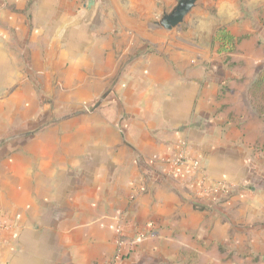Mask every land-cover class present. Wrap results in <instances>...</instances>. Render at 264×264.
Returning a JSON list of instances; mask_svg holds the SVG:
<instances>
[{"label": "crops", "instance_id": "1", "mask_svg": "<svg viewBox=\"0 0 264 264\" xmlns=\"http://www.w3.org/2000/svg\"><path fill=\"white\" fill-rule=\"evenodd\" d=\"M86 1L0 0V111L17 122L0 138V264H264V118L246 96L264 0L196 1L171 29L177 0ZM219 27L241 38L228 56ZM54 79L79 106L20 125ZM180 140L204 179L168 162Z\"/></svg>", "mask_w": 264, "mask_h": 264}, {"label": "rangeland", "instance_id": "2", "mask_svg": "<svg viewBox=\"0 0 264 264\" xmlns=\"http://www.w3.org/2000/svg\"><path fill=\"white\" fill-rule=\"evenodd\" d=\"M201 2V0H197V3L199 4ZM208 12L210 14H214L215 12V8L214 6H209L208 8ZM262 14V13H260ZM262 17V15H261ZM262 19V18H261ZM228 56V55H226ZM89 72H91V70H89ZM87 74V73H86ZM75 84V81H71V82H66V81H62L59 79H54L53 81H50L51 84V89H52V93L53 94H45L43 92V84H45L43 81H36V88H37V96H36V104H35V113L33 112H24V113H20V118H18L20 125L22 123H27L29 120L32 119V116L35 117V119H37V124H41V126H43L44 124H47L49 121L53 120V119H57L59 116L61 115H65L68 113L73 112V110H75L79 105L76 106V104L74 103V95H68V96H60L59 92H60V88L65 87L67 88L69 85L71 84ZM65 105L70 106V109H60L62 107H64ZM91 103L88 105H84L85 107H83V109H87L90 111L91 109ZM3 107V110H2ZM25 107H27V103L25 102ZM31 108V105H30ZM6 109V106H0V110L4 111ZM11 115V112L8 113H3L0 111V118L3 117V121L0 120V123L3 122L7 124V127H5L4 130H2L0 132V138L5 139L8 135H12V130L15 128L14 125H16V121L14 122V124H12L9 120ZM7 117V118H6ZM6 118V119H5ZM17 118V117H16ZM8 122V123H7ZM37 125V126H38ZM39 128V127H37ZM27 127L26 128H20V132H25L27 131ZM14 134V133H13Z\"/></svg>", "mask_w": 264, "mask_h": 264}, {"label": "trees", "instance_id": "3", "mask_svg": "<svg viewBox=\"0 0 264 264\" xmlns=\"http://www.w3.org/2000/svg\"><path fill=\"white\" fill-rule=\"evenodd\" d=\"M240 39L224 27H219L213 36V41L218 44L217 51L224 55L233 52ZM226 59L229 60V58ZM246 96L254 112L259 117L264 118V66L256 71L254 79L247 88Z\"/></svg>", "mask_w": 264, "mask_h": 264}, {"label": "built area", "instance_id": "4", "mask_svg": "<svg viewBox=\"0 0 264 264\" xmlns=\"http://www.w3.org/2000/svg\"><path fill=\"white\" fill-rule=\"evenodd\" d=\"M180 149L176 156L168 159L170 165L175 169L182 168L188 175H197L202 180L205 178V170L201 165V161L196 156H191L187 141H179ZM120 233V231H118ZM122 240L117 239V244L119 248L121 247ZM123 251L118 249L115 258L120 259Z\"/></svg>", "mask_w": 264, "mask_h": 264}, {"label": "water", "instance_id": "5", "mask_svg": "<svg viewBox=\"0 0 264 264\" xmlns=\"http://www.w3.org/2000/svg\"><path fill=\"white\" fill-rule=\"evenodd\" d=\"M197 0H177V4L170 11V13L165 14L161 19V25L167 29H171L179 25L185 15L190 11V9L194 6ZM95 4V0H87L85 3V8L90 10Z\"/></svg>", "mask_w": 264, "mask_h": 264}]
</instances>
